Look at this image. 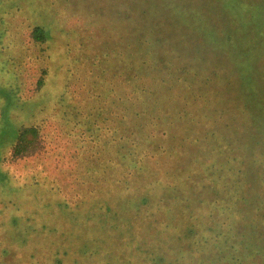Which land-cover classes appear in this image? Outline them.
Listing matches in <instances>:
<instances>
[{
  "label": "trees",
  "instance_id": "obj_1",
  "mask_svg": "<svg viewBox=\"0 0 264 264\" xmlns=\"http://www.w3.org/2000/svg\"><path fill=\"white\" fill-rule=\"evenodd\" d=\"M168 2L120 0L100 40L66 29L62 0H42L55 38L36 23L11 42L0 11V264H264V0ZM185 2L230 58L227 85L185 37ZM27 45L44 51L32 76L48 100L6 133ZM11 182L47 187L11 200Z\"/></svg>",
  "mask_w": 264,
  "mask_h": 264
},
{
  "label": "rangeland",
  "instance_id": "obj_2",
  "mask_svg": "<svg viewBox=\"0 0 264 264\" xmlns=\"http://www.w3.org/2000/svg\"><path fill=\"white\" fill-rule=\"evenodd\" d=\"M62 1L63 4L60 8L61 13H66L68 16H70L69 21L65 25L66 29L75 26L76 29H81V33L87 37L88 35L94 36L95 40H100L101 37H103L101 36V33L105 32L103 28L106 23L109 26V29H111L113 19L118 17L117 14L121 13L120 10L124 12V7L122 5L120 6V0ZM149 2L151 4L154 2V0H149ZM158 2H160L165 9L168 8V3H170L168 0H157V3ZM8 4H11V42L22 40L23 37L21 36V33L23 32L19 29V27H23L22 30H24L26 27L31 25L33 26L36 23L46 26L49 31H51V35L54 38L58 33H60L58 28L61 27V18H57L56 14V17H54V13L52 14L51 10L46 11L44 9L45 7L42 5V0H3L0 3V11ZM189 5V2H185L184 8H186L189 15V20L192 24V30L190 31L191 33L189 32V34L186 31L187 35L185 37L188 38L191 34L192 38L195 40V45L193 48L197 52L199 62L201 66L211 74L213 80L217 81L221 86L227 85V71L230 64V58L226 53L218 54L214 50L212 51L209 46H207V44H210L211 48L213 46L218 47L215 43V31L205 16L197 11L194 4L192 6ZM65 7L67 8L65 9ZM177 10L178 9L176 8V10H173L175 12H172V15H174L173 20L175 21V25H179L182 22L179 17L181 16V13H179ZM168 13L170 14L171 12L168 11ZM51 17H53V20L50 19ZM261 19H264V17ZM120 29L122 28L120 27ZM63 42V39H61V42L59 39L58 43L61 45ZM26 47L28 48V51L24 52L22 55L25 56V58L19 59V63L18 61L15 62V58L11 59V65L15 68L17 64H19L17 67L22 70L23 74L19 76L21 78L20 81L17 80L18 76L11 75V113L7 116L6 133L10 130H13V127H18L22 122H26V119L29 120L30 118L38 117L41 114L40 108L43 107V105H45L46 101L48 100V91L46 88L35 91V77L32 76V72H36L37 67L39 68L41 67L40 65H43L45 54L42 46L27 45ZM20 87H22V90H19ZM56 158V156L55 158H51L52 162L47 164L49 168L55 167ZM59 159L60 158H58V160ZM48 172L54 173V171L51 170H48ZM14 173L17 174L16 172ZM40 177V174L36 176L37 183H39ZM15 183L19 186H16L11 182V200H15L17 195H19V193L23 190L25 195L29 194L33 197V195L36 193L37 195H40L39 193L41 192L44 193L45 188L47 187L46 186L41 191V187H39L40 185H31L33 184L31 182L26 184H20L18 182ZM128 194V189H126V191L122 189V191L119 193L120 196H114L111 199V202L118 201L120 198L126 197ZM11 210V217L12 215H20V212H16L15 208H11ZM135 215L136 218L139 219L140 217V220L142 219V214L136 213ZM19 218H21L23 221L22 217L19 216ZM111 224L107 225V227L111 228L110 234L114 235L116 232H118V230L115 232L114 229L116 228H114L113 225L111 226ZM126 225L128 224L125 223L124 226Z\"/></svg>",
  "mask_w": 264,
  "mask_h": 264
}]
</instances>
